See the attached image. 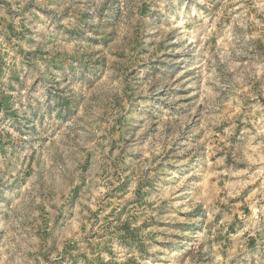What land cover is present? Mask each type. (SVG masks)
Here are the masks:
<instances>
[{
    "label": "rangeland",
    "instance_id": "1",
    "mask_svg": "<svg viewBox=\"0 0 264 264\" xmlns=\"http://www.w3.org/2000/svg\"><path fill=\"white\" fill-rule=\"evenodd\" d=\"M0 264H264V0H0Z\"/></svg>",
    "mask_w": 264,
    "mask_h": 264
}]
</instances>
